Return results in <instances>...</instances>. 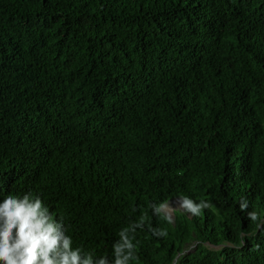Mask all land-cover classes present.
<instances>
[{
  "label": "trees",
  "instance_id": "obj_1",
  "mask_svg": "<svg viewBox=\"0 0 264 264\" xmlns=\"http://www.w3.org/2000/svg\"><path fill=\"white\" fill-rule=\"evenodd\" d=\"M26 190L86 249L128 229L130 264H264V0H0V191Z\"/></svg>",
  "mask_w": 264,
  "mask_h": 264
},
{
  "label": "clouds",
  "instance_id": "obj_2",
  "mask_svg": "<svg viewBox=\"0 0 264 264\" xmlns=\"http://www.w3.org/2000/svg\"><path fill=\"white\" fill-rule=\"evenodd\" d=\"M185 204L198 210L191 201ZM128 231L118 233L110 255L98 253L74 242L39 193L0 191V264H130L135 245Z\"/></svg>",
  "mask_w": 264,
  "mask_h": 264
},
{
  "label": "rangeland",
  "instance_id": "obj_3",
  "mask_svg": "<svg viewBox=\"0 0 264 264\" xmlns=\"http://www.w3.org/2000/svg\"><path fill=\"white\" fill-rule=\"evenodd\" d=\"M180 206H181V204L178 201H171V202L165 204L164 206H162L161 211L163 214H165V216L173 219L174 210L179 209Z\"/></svg>",
  "mask_w": 264,
  "mask_h": 264
}]
</instances>
